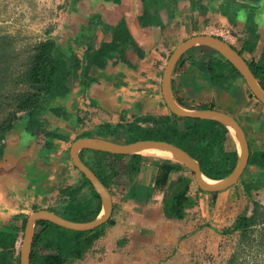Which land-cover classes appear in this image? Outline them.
<instances>
[{"label":"crops","instance_id":"obj_1","mask_svg":"<svg viewBox=\"0 0 264 264\" xmlns=\"http://www.w3.org/2000/svg\"><path fill=\"white\" fill-rule=\"evenodd\" d=\"M180 8L182 5L177 2L174 18L164 16L162 24L142 25L137 19L141 12L138 0H77L74 9L60 20L58 26L62 30L58 37L49 35L60 49H66L80 22L84 26L89 17L96 15L105 24L123 17L140 53L128 46L125 50L128 64L91 66L90 83L84 89L78 84L80 67L71 70L67 94L51 101L54 105H63L68 117L57 126L51 122L46 124L59 127L65 138H48L50 143L43 146L39 132L26 131L23 124L10 132L0 153V230L18 235L17 227L32 209L60 210L63 196L59 188L80 181L68 155L70 140L78 132L87 129L95 134V127L103 122L116 124L135 117L170 116L160 90L166 57L184 35L203 31L200 28L189 31L190 21L179 15ZM200 18L198 15V21L193 22L202 27ZM108 34L97 23L91 30V41L96 44ZM261 43L262 39H257L252 54L243 52V55L256 58ZM203 47L209 48L193 44L176 59L170 72V94L184 108H214L232 115L248 144L246 169L252 171L253 180L260 178L255 164L264 160V155H260L264 149V104L250 95L239 75L226 80V89L211 83L204 69L210 51ZM76 51L81 58L82 51ZM77 115L81 121L70 124ZM139 123L144 122L139 120ZM178 124L182 126L181 119ZM111 137L123 141L128 134L118 128ZM223 150L236 155L235 142L228 133H225ZM126 158L116 160L109 156L107 160L112 159L116 166ZM139 160L134 175L121 172V177L117 175L110 181L107 188L111 210L103 221V233L81 257L71 258L70 264H185L187 250L197 237L205 231L221 234L220 229L229 225L236 214L249 213L250 207L242 203V198L248 203V195L244 191L240 194L236 183L217 191H201L188 171L165 166L172 161L148 156H140ZM178 175H190L188 193L195 197V202L185 208L181 218H168L162 213L161 201L169 191V183ZM85 190L83 186L82 191ZM10 221L14 223L9 225Z\"/></svg>","mask_w":264,"mask_h":264},{"label":"trees","instance_id":"obj_2","mask_svg":"<svg viewBox=\"0 0 264 264\" xmlns=\"http://www.w3.org/2000/svg\"><path fill=\"white\" fill-rule=\"evenodd\" d=\"M149 1L152 6L160 0ZM227 5L223 1L221 11L227 15L230 22L235 23V15L230 13ZM139 22L149 24L153 22V18L147 12ZM111 28L112 34L109 40L103 41L93 52L85 53L83 71L92 65L103 68L119 61L127 62L124 47L129 44L133 48L137 47L123 19ZM247 28L253 36H256L253 25L250 24ZM12 40L9 34H0V153L4 133L12 127L15 119L23 124L26 131L39 132L43 146L50 143L48 138H61L59 127L51 128L46 125L43 116L58 117L61 121L68 117L63 105H54L51 101L67 94L71 70L80 65L72 55L68 56L61 52L52 38L39 39L23 48H17ZM250 44L252 45L253 42ZM211 51L213 54L206 59L204 69L214 85L225 89L224 76L229 75L228 72L226 73V65L228 64L235 73L238 72L215 50L211 49ZM249 66L264 90V44L261 60L250 63ZM82 86L84 84H81ZM179 119L182 120V126L178 124ZM139 120L144 123L140 124ZM75 122L74 119L70 124L74 125ZM118 128H122L128 134V140L152 138L176 144L196 159L200 171L210 178L226 175L236 159V155L232 156L223 150L227 128L212 119L182 117L170 112V116H143L126 123L111 125L102 123L94 130L96 135L106 137L113 135ZM88 151L92 153L91 159L84 157ZM260 155L264 153L260 152ZM79 156L106 187L121 172L127 176L134 175L138 171L140 162L139 155L128 154L124 163L115 166L112 164V159L107 160V157L112 156L118 160L124 154L90 149H81ZM258 164L264 165L263 161ZM165 166L174 170L184 169L191 174L186 166L173 161L166 163ZM78 173L79 182L59 188L63 203L58 212L65 218L83 221L96 215L100 202L89 181L81 172ZM252 180V178L244 180L245 190L251 185H256ZM189 182L190 175H178L169 183V191L161 201V210L165 217L181 218L185 208L194 204L195 197L188 193ZM83 186L89 188L86 193L88 196L82 191ZM197 189L200 190L198 187ZM24 221L25 216L18 229L22 230ZM102 224L103 222L89 230H74L48 220H35L28 264H70L71 258L81 257L90 248L92 242L103 233ZM232 232H237L236 242L223 264H243L244 260L240 255L246 247H252L257 254L264 252V202L252 200L248 214L242 212L236 214L229 225L220 229L221 234ZM15 237L16 234L12 231L0 230V264H19L18 250L13 248Z\"/></svg>","mask_w":264,"mask_h":264},{"label":"water","instance_id":"obj_3","mask_svg":"<svg viewBox=\"0 0 264 264\" xmlns=\"http://www.w3.org/2000/svg\"><path fill=\"white\" fill-rule=\"evenodd\" d=\"M255 4L259 7L255 10L254 21L260 24V22H264V20H262L264 19V15H262V13L264 14V0H257ZM193 44H203L208 46L225 58L240 74L241 78L244 80L253 95L263 104L264 90L256 82V79L249 70L247 63L238 54V52H236V50H234V48L222 38L210 33L203 32L188 36L173 47L165 61L160 79L161 94L165 105L170 112L178 116L212 119L223 124L232 136L237 149L236 159L231 170L226 175L219 178L207 177L200 171L199 164L196 159H194L181 147L165 140L137 138L133 140L125 139L123 141H117L112 139L111 136L104 137L98 134L76 137L69 143L68 155L72 164L83 174V176L89 181L92 189L97 193L100 202L99 210L93 218L83 221L65 218L58 211L46 208H35L29 211L25 216L19 243V264H28L30 243L33 237L35 220H48L59 226L74 230H89L105 221L108 217L111 210V200L108 188L99 180L92 169H90L79 157V151L81 149L99 150L112 154L119 153L124 154V156L128 154H135L139 155V157H155L182 164L191 171V177L194 184L201 191L211 192L221 190L236 182L248 158V145L241 126L237 120L232 115L214 108H204L198 110L184 108L176 103L170 94L169 78L172 66L179 55ZM43 119L45 123L51 122L53 125H55L54 123L57 125L62 122L61 118L49 115L43 116ZM19 127H21V123L16 119L13 120L12 127L4 133L2 139L3 144L10 132ZM159 150L166 151L167 153H162ZM206 178L209 180H206Z\"/></svg>","mask_w":264,"mask_h":264},{"label":"flooded vegetation","instance_id":"obj_4","mask_svg":"<svg viewBox=\"0 0 264 264\" xmlns=\"http://www.w3.org/2000/svg\"><path fill=\"white\" fill-rule=\"evenodd\" d=\"M76 1L77 0H63V6H62V8H63V10H62L63 11V16L62 17H65L66 13H69V12H71L74 9ZM112 1L118 2V0H112ZM138 1L140 2V6H141V12L137 16L138 21H139V19L144 18V16L147 15V12H148L151 15V18H153V22L149 23V24L147 23L148 25L162 24V19L164 18V16H166L169 19L172 18V17L174 18L175 12H176L175 8L177 6V2H179L182 5V8L179 9V12H180L179 15H181V17L183 16V19L184 18L186 20L189 19V21H190V26H189V29H188L189 31L190 30L192 31V30H194L196 28H200L202 30H203V27L209 28L210 32L202 31V32H198V33H203V32L204 33H210V34H213V35H216V36L222 38L231 47H233L234 50H236V52H238V54L244 59V61L248 65L250 71H251L250 66H249L250 63H257V62H259L261 60L262 48H263V44H264V22H260V24H259V23H256L254 21L255 10H257V8L259 7L257 4H255L257 2V0H170L169 2L167 0H160V1H157L155 4H153L152 6L150 5L151 2L149 0H138ZM223 1H225L226 4H228L227 5V9L230 11V13L233 16L235 15L234 16L235 17V23L230 22L228 17H227V15L224 14L221 11L222 10L221 3H223ZM235 3H236L237 6L235 5ZM263 10H264V8H263ZM198 15H200V17H202L200 19L204 21V22L202 21V23H201V24H203L202 27L196 25L195 22H193V21H198ZM262 15H264V14L262 13ZM121 19H123V17L117 18V20L114 23H112V24H105L99 19L98 16L93 15V17H89L87 19L86 25H84V26L81 25V22H80V24H78L79 25L78 31H77L76 34L74 33V35H73V37L71 39V42L68 43V46L66 47L65 50L60 49L59 46L57 44H55L56 47L61 52H63L65 55H68V56L72 55V57H74L75 59H77L80 62V65L74 68V69H77V68L80 67V79L78 80V84L80 85V88L84 89L90 83V74H88V70H89V68L91 66L86 68V70H84V71H83V68H82V66L84 64V55H85V53L93 52L95 49H97L99 47V45L103 41L109 40L111 38V34H112V33H110V30L112 29L111 27H113V25L116 24L117 22H119ZM262 20H264V19H262ZM123 21H124V19H123ZM97 23H101L102 26H103V29L106 32H108L109 34H108V37L106 39H103L100 42L94 44L91 41L90 33H91L92 28H94L95 24H97ZM147 24H142V25H147ZM250 24H251V26L252 25L254 26V31L256 32V36H253L249 32L247 27H249ZM220 29H222V30H224L226 32V37L225 38L222 37L221 35H219L218 33L214 32L215 30H220ZM61 30L62 29L59 26H58L57 29H54L52 37H54V36L58 37V35H59ZM190 35H193V34H190ZM190 35H184L180 39V41L184 40L185 38H187ZM47 37L50 38L49 35ZM259 38L262 39V43H261L260 51H259L257 57L254 58L253 55H251V57H245L243 55V52H249V53L252 54L253 49L255 47V43H256L257 39H259ZM52 40L54 41V39H52ZM236 42H238V43L236 44ZM250 42H253V44L251 45ZM176 45H174V46H176ZM128 46H132V45L129 44V45L125 46L124 47L125 48L124 51L127 50ZM134 49L137 51V53L138 52L140 53V51L138 50L137 47L134 48ZM76 50L82 51V57L81 58L77 56V54H76L77 51ZM171 50H170V52H171ZM169 53H168V55H169ZM211 54H213V53H210L207 56V58ZM168 55H167V57H168ZM167 57H166V59H167ZM223 59L225 61H227L225 58H223ZM119 62L128 64V61L127 62L119 61ZM227 72H228L229 75L224 76L223 84H226V80H229L230 78H232V76H235V75H239L240 76V74L239 73L238 74L235 73L234 70H232L231 67L228 66V64L226 65V73ZM70 75L68 77V81L70 79H72V77ZM252 75H253V73H252ZM253 77L255 78L254 75H253ZM256 82L258 83L257 79H256ZM81 84H84V86L81 87ZM246 87H247L250 95H252L258 102H260L253 95V93L250 91V89L248 88L247 85H246ZM160 90H161V87H160ZM82 97H83V95H82ZM79 117L80 116L77 115L76 118H75L76 125L81 121ZM135 119H137V118L135 117L132 120H135ZM132 120H130V121H132ZM126 122H128V121H125V123ZM103 123H107V122H103ZM100 124H102V123H99V125ZM108 124L111 125L110 123H108ZM80 127H82V126H80ZM90 132H91L90 130L83 129L80 132H78L77 135L74 136L72 139H74L76 137H79V136H84V135L88 136L90 134ZM227 133H228V131H227ZM65 137H66V135H61V138H65ZM40 141L42 143L41 136H39V142ZM260 151H263L262 153H264V149L263 150L261 149ZM88 152H89L88 159H90L92 157L91 156L92 153L90 151H88ZM248 152H249V150H248ZM248 155H249V153H248ZM69 159H70V157H69ZM247 163H249V162L246 161V163H245V165H244V167H243V169H242V171H241V173H240V175L237 178L235 183L236 184L240 183L241 191H242L241 194L244 191L249 196L250 201H252V200H257V199H255L252 196L251 191L252 190L255 191L258 188L264 187V168L262 167L264 165L255 164L256 165V171L255 172L260 176V178L252 180V182L255 183L256 185H251L248 188V190H245L246 189V186H245L246 182L241 178V176L246 170H248V169H246V164ZM263 163H264V160H263ZM73 167L77 170V168L74 165H73ZM248 177L252 178V171H250V174L248 173V176H247V178L245 180L249 179ZM261 179H263L262 182H260ZM20 237H21V235H20ZM18 249H19V247H18Z\"/></svg>","mask_w":264,"mask_h":264},{"label":"rangeland","instance_id":"obj_5","mask_svg":"<svg viewBox=\"0 0 264 264\" xmlns=\"http://www.w3.org/2000/svg\"><path fill=\"white\" fill-rule=\"evenodd\" d=\"M62 6L63 0H0V34H9L17 48L31 45L39 39L52 35L54 29L58 28L60 20L63 19ZM203 31L210 32L206 27H203ZM203 49L213 53L207 47H203ZM228 134L230 133L228 132ZM230 137L232 136L230 135ZM88 154L89 152L84 155L87 159ZM118 165L120 166L121 162ZM248 173L250 174L246 170L241 178L245 180ZM118 175L121 177V173ZM236 185L241 194L240 183ZM88 190L89 188L86 186L84 194ZM251 194L259 202H264V188L258 192L252 190ZM246 200L247 204L242 198L244 207L246 205L250 207L249 196H246ZM13 223L14 221H10L9 225ZM22 230H20L21 232L18 230V235H22ZM236 236L237 232L217 235L212 231H205L203 236L197 237L190 245L185 264H223L233 249ZM240 256L244 260L243 264H264V252L257 254L252 247H246Z\"/></svg>","mask_w":264,"mask_h":264},{"label":"built area","instance_id":"obj_6","mask_svg":"<svg viewBox=\"0 0 264 264\" xmlns=\"http://www.w3.org/2000/svg\"><path fill=\"white\" fill-rule=\"evenodd\" d=\"M214 32L218 33L219 35H221L224 38L226 37V32L222 29L215 30ZM20 239H21L20 235H16V237L14 239V243H13V247L15 250H17L19 247Z\"/></svg>","mask_w":264,"mask_h":264},{"label":"bare ground","instance_id":"obj_7","mask_svg":"<svg viewBox=\"0 0 264 264\" xmlns=\"http://www.w3.org/2000/svg\"><path fill=\"white\" fill-rule=\"evenodd\" d=\"M230 131H231V130H230ZM159 151L162 152V153H167L166 151H162V150H159ZM206 180H209V179L206 178Z\"/></svg>","mask_w":264,"mask_h":264}]
</instances>
